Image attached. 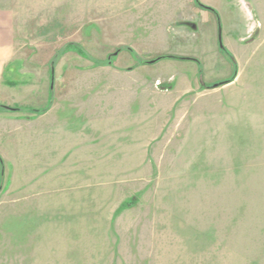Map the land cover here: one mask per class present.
Returning <instances> with one entry per match:
<instances>
[{
    "label": "rangeland",
    "instance_id": "374dc122",
    "mask_svg": "<svg viewBox=\"0 0 264 264\" xmlns=\"http://www.w3.org/2000/svg\"><path fill=\"white\" fill-rule=\"evenodd\" d=\"M199 1L0 0V264H264V0Z\"/></svg>",
    "mask_w": 264,
    "mask_h": 264
},
{
    "label": "crops",
    "instance_id": "0c3cea01",
    "mask_svg": "<svg viewBox=\"0 0 264 264\" xmlns=\"http://www.w3.org/2000/svg\"><path fill=\"white\" fill-rule=\"evenodd\" d=\"M11 32H10V18H8L6 10H0V104L15 103L14 94H23L28 91L30 82H10L6 78V73L12 65L16 53L12 48ZM16 81V80H15ZM26 89V90H25ZM8 110L0 109V114L7 116Z\"/></svg>",
    "mask_w": 264,
    "mask_h": 264
},
{
    "label": "trees",
    "instance_id": "16d2710c",
    "mask_svg": "<svg viewBox=\"0 0 264 264\" xmlns=\"http://www.w3.org/2000/svg\"><path fill=\"white\" fill-rule=\"evenodd\" d=\"M198 2H200V1L198 0ZM70 47L75 48L76 50H78V52H80L82 54H85L86 53V51L80 45H74V44H72V45H70ZM222 49L226 51V49H225L224 46H222ZM116 53L117 52H114V54H116ZM174 57H177V56H174V55H161V56L157 57L155 60L158 61V60H160L162 58H174ZM110 58L111 57H109V62H111L110 61L111 60ZM210 86H218V84H213V85H210ZM0 109L20 110V109H24V107H20V106H9V105H6V104H0ZM33 110L36 111L37 109H33ZM0 161L2 162L1 157H0Z\"/></svg>",
    "mask_w": 264,
    "mask_h": 264
},
{
    "label": "water",
    "instance_id": "95a60500",
    "mask_svg": "<svg viewBox=\"0 0 264 264\" xmlns=\"http://www.w3.org/2000/svg\"><path fill=\"white\" fill-rule=\"evenodd\" d=\"M220 42H221V45H222V41H221V35H220ZM156 60L155 59H153V60H151V61H149V63H153V62H155Z\"/></svg>",
    "mask_w": 264,
    "mask_h": 264
}]
</instances>
